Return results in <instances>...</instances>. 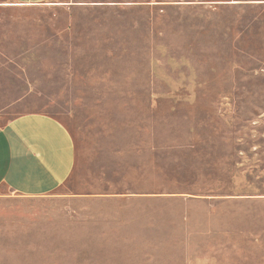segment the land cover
<instances>
[{
	"label": "rangeland",
	"instance_id": "obj_1",
	"mask_svg": "<svg viewBox=\"0 0 264 264\" xmlns=\"http://www.w3.org/2000/svg\"><path fill=\"white\" fill-rule=\"evenodd\" d=\"M29 112L75 166L0 186V264H264V0H0V124Z\"/></svg>",
	"mask_w": 264,
	"mask_h": 264
},
{
	"label": "crops",
	"instance_id": "obj_2",
	"mask_svg": "<svg viewBox=\"0 0 264 264\" xmlns=\"http://www.w3.org/2000/svg\"><path fill=\"white\" fill-rule=\"evenodd\" d=\"M36 4L46 0H13ZM76 159L74 139L57 117L29 112L0 124V186L40 196L60 187Z\"/></svg>",
	"mask_w": 264,
	"mask_h": 264
}]
</instances>
